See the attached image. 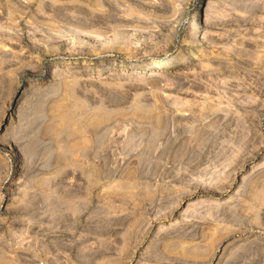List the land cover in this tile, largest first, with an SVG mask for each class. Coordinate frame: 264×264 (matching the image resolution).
Segmentation results:
<instances>
[{
    "label": "rangeland",
    "instance_id": "374dc122",
    "mask_svg": "<svg viewBox=\"0 0 264 264\" xmlns=\"http://www.w3.org/2000/svg\"><path fill=\"white\" fill-rule=\"evenodd\" d=\"M0 264H264V0H0Z\"/></svg>",
    "mask_w": 264,
    "mask_h": 264
},
{
    "label": "bare ground",
    "instance_id": "6f19581e",
    "mask_svg": "<svg viewBox=\"0 0 264 264\" xmlns=\"http://www.w3.org/2000/svg\"><path fill=\"white\" fill-rule=\"evenodd\" d=\"M157 63H155V64H152V65H156ZM154 68H155V72H158V71H160V69H161V66H154ZM100 117V116H99ZM98 120V119H97Z\"/></svg>",
    "mask_w": 264,
    "mask_h": 264
}]
</instances>
